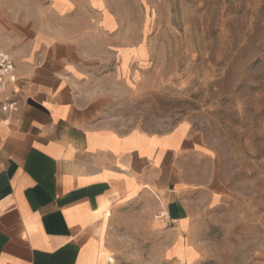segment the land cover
<instances>
[{
	"label": "rangeland",
	"instance_id": "1",
	"mask_svg": "<svg viewBox=\"0 0 264 264\" xmlns=\"http://www.w3.org/2000/svg\"><path fill=\"white\" fill-rule=\"evenodd\" d=\"M106 1L122 48L120 58L108 47L106 63L90 65L84 81L89 99H100L98 121L122 131L181 124L197 150L182 160L189 219L179 231L152 198L139 197L108 227L112 256H104L264 264V0ZM36 3L0 0V20L18 21Z\"/></svg>",
	"mask_w": 264,
	"mask_h": 264
},
{
	"label": "crops",
	"instance_id": "2",
	"mask_svg": "<svg viewBox=\"0 0 264 264\" xmlns=\"http://www.w3.org/2000/svg\"><path fill=\"white\" fill-rule=\"evenodd\" d=\"M34 1L0 20L17 78V105L0 122V264H113L108 227L139 197L177 230L189 219L180 170L197 143L181 124L102 125L84 81L108 47L121 58L117 14L106 0Z\"/></svg>",
	"mask_w": 264,
	"mask_h": 264
},
{
	"label": "built area",
	"instance_id": "3",
	"mask_svg": "<svg viewBox=\"0 0 264 264\" xmlns=\"http://www.w3.org/2000/svg\"><path fill=\"white\" fill-rule=\"evenodd\" d=\"M15 66L10 54L0 48V122L4 116L12 112L17 100L12 96L17 91ZM160 212L159 217H163Z\"/></svg>",
	"mask_w": 264,
	"mask_h": 264
},
{
	"label": "bare ground",
	"instance_id": "4",
	"mask_svg": "<svg viewBox=\"0 0 264 264\" xmlns=\"http://www.w3.org/2000/svg\"><path fill=\"white\" fill-rule=\"evenodd\" d=\"M105 214H109V210H106V213ZM107 258H109L111 261L113 260L112 257H110L108 255H107Z\"/></svg>",
	"mask_w": 264,
	"mask_h": 264
}]
</instances>
